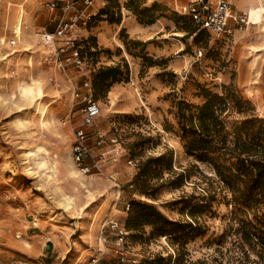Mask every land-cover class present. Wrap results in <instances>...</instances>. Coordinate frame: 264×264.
<instances>
[{
	"label": "rangeland",
	"instance_id": "obj_1",
	"mask_svg": "<svg viewBox=\"0 0 264 264\" xmlns=\"http://www.w3.org/2000/svg\"><path fill=\"white\" fill-rule=\"evenodd\" d=\"M46 1L0 0V264H264V179L224 183L181 136V116L225 87L244 101L219 118L229 116L228 146L239 122L264 121V6L236 0L250 20L222 36L191 24L174 0H95L76 42L86 62L62 67L71 52L58 58L42 36L61 10ZM88 78L101 106L90 129L106 133L100 152L117 160L83 175L71 145ZM133 202L175 224L152 214L128 229Z\"/></svg>",
	"mask_w": 264,
	"mask_h": 264
},
{
	"label": "built area",
	"instance_id": "obj_2",
	"mask_svg": "<svg viewBox=\"0 0 264 264\" xmlns=\"http://www.w3.org/2000/svg\"><path fill=\"white\" fill-rule=\"evenodd\" d=\"M79 1L83 2L80 8L77 7V0H47L45 2L51 10H61V16L54 32H44L42 36L46 43L56 45L58 58L61 53L71 52L65 57L64 64L60 62L62 67L68 65L69 62L81 67L86 62L83 51L76 45L78 30L94 21L97 14L91 11L95 0ZM175 10L189 17L198 28L205 29L210 34L229 36L233 34L235 25L246 22V15L236 11L231 0H187L177 2ZM230 19H233L232 23ZM58 41L62 43L57 47ZM84 85L89 86V89L83 98L85 105L82 108V123L73 130L71 156L77 170L83 175H88L93 172L102 173L106 162L117 159L113 157L111 150L100 152L108 141L107 135L101 131L92 132L90 127L100 114L101 106L94 99L91 79L88 78ZM110 141L119 145L116 138H110ZM121 233L124 234L123 230ZM120 237L121 240L124 239V236ZM88 264L106 263L101 258H94ZM134 264H137L136 260Z\"/></svg>",
	"mask_w": 264,
	"mask_h": 264
},
{
	"label": "trees",
	"instance_id": "obj_3",
	"mask_svg": "<svg viewBox=\"0 0 264 264\" xmlns=\"http://www.w3.org/2000/svg\"><path fill=\"white\" fill-rule=\"evenodd\" d=\"M184 17L196 26L189 17ZM99 77L102 81L108 79L105 74H101ZM224 91L223 94L207 92L206 102L199 107L197 114L181 116L183 124L181 136L186 151L189 155L196 156L202 161L210 162L224 183L231 184L234 180H242L241 177H244L248 182L264 179V127L257 126L258 123L264 124V121L256 117H249V119L239 122L246 128L232 129L234 142L231 147L228 146L230 134L226 129V122L229 116L225 115L223 118H219L224 112H230L234 107H237L231 102L236 104L244 101L241 98H236L237 96L229 92L227 87L224 88ZM163 155H160V159L165 157ZM165 166L171 169L169 162L165 163ZM145 173L146 171L142 170L140 175ZM257 176L259 177L256 178ZM143 189L148 193L145 187ZM236 203L240 204L238 201ZM133 205L140 211L130 212L126 223L128 229L141 227L150 221L152 214L157 215L163 225L175 224L167 220L162 212L156 210L152 205L134 202ZM193 212L194 209L192 214ZM235 219L243 222L240 216H236ZM252 227L257 228L254 225ZM163 259V256L152 260L146 259L144 264H157Z\"/></svg>",
	"mask_w": 264,
	"mask_h": 264
},
{
	"label": "bare ground",
	"instance_id": "obj_4",
	"mask_svg": "<svg viewBox=\"0 0 264 264\" xmlns=\"http://www.w3.org/2000/svg\"><path fill=\"white\" fill-rule=\"evenodd\" d=\"M238 1H242V2H246V1H254V3L255 4H257L258 6L260 5V6H264L263 5V1L262 0H238ZM237 9V8H236ZM237 10H239V9H237ZM240 11V10H239ZM243 12V11H242ZM245 15H246V18H247V23L249 22V14L246 12H243ZM24 89H27V87H25ZM47 112H48V110L46 109V107H43L42 108V115H44V116H46V114H47ZM28 154H31V152H28ZM72 157V156H71ZM47 162V161H46ZM41 164L42 165H45V162L43 161V160H41ZM71 164V167H70V174L72 175V176H77L78 174H77V172H76V170L73 168V164L72 163H70ZM80 182V181H79ZM83 182V181H82ZM65 207H66V209L67 210H70L71 209V207H72V204H70L69 202H67L66 204H65Z\"/></svg>",
	"mask_w": 264,
	"mask_h": 264
},
{
	"label": "crops",
	"instance_id": "obj_5",
	"mask_svg": "<svg viewBox=\"0 0 264 264\" xmlns=\"http://www.w3.org/2000/svg\"><path fill=\"white\" fill-rule=\"evenodd\" d=\"M174 1H175V5L177 4V2H179V0H174ZM185 1H187V0H180V2H185ZM231 2L233 3L234 9H235L236 11H238V12H240V13H243V12H244V11L242 12L240 9H239L240 11L237 10L238 8H237V6H236V4H237V3H236V0H231ZM234 2H235L236 4H235ZM237 2H238V1H237ZM236 8H237V9H236ZM247 10H248V9H247ZM72 140H73V138H72ZM71 158H72V157H71Z\"/></svg>",
	"mask_w": 264,
	"mask_h": 264
}]
</instances>
